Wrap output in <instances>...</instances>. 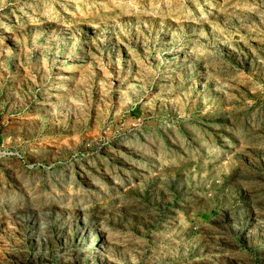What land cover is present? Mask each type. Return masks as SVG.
Here are the masks:
<instances>
[{"label": "rangeland", "instance_id": "rangeland-1", "mask_svg": "<svg viewBox=\"0 0 264 264\" xmlns=\"http://www.w3.org/2000/svg\"><path fill=\"white\" fill-rule=\"evenodd\" d=\"M0 264H264V0H0Z\"/></svg>", "mask_w": 264, "mask_h": 264}]
</instances>
